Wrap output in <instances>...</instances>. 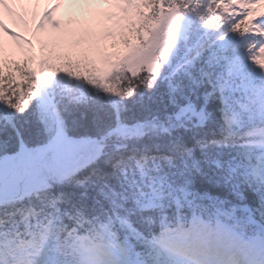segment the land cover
I'll use <instances>...</instances> for the list:
<instances>
[{"label": "snow or ice", "instance_id": "obj_1", "mask_svg": "<svg viewBox=\"0 0 264 264\" xmlns=\"http://www.w3.org/2000/svg\"><path fill=\"white\" fill-rule=\"evenodd\" d=\"M0 264H264V0H0Z\"/></svg>", "mask_w": 264, "mask_h": 264}, {"label": "trees", "instance_id": "obj_2", "mask_svg": "<svg viewBox=\"0 0 264 264\" xmlns=\"http://www.w3.org/2000/svg\"><path fill=\"white\" fill-rule=\"evenodd\" d=\"M65 29H53L51 31H49L47 34H57V33H61L64 32ZM26 47V46H25ZM92 95L94 96H98V94L96 93H92ZM99 100L104 102L105 104L108 103L107 99L103 96H98ZM134 101L133 100H129L127 101V103L129 105H131ZM102 116V113L98 114L92 110H86V109H80L78 111H74L69 117V121H76L78 123H82V124H88L90 123L92 120L96 119L97 117Z\"/></svg>", "mask_w": 264, "mask_h": 264}, {"label": "rangeland", "instance_id": "obj_3", "mask_svg": "<svg viewBox=\"0 0 264 264\" xmlns=\"http://www.w3.org/2000/svg\"><path fill=\"white\" fill-rule=\"evenodd\" d=\"M79 17H80V18H79V21L85 19L83 12H80V13H79ZM7 20H8V19L6 18V22H7ZM8 26H9V27H13V25H12L11 23H9ZM15 28H16V27H15ZM15 28H13L14 31H15ZM3 41H4V45H5L6 53H7L9 50L14 51V52H15V55L19 53V50L16 49V48L14 47L13 42L10 41L7 37H3Z\"/></svg>", "mask_w": 264, "mask_h": 264}, {"label": "bare ground", "instance_id": "obj_4", "mask_svg": "<svg viewBox=\"0 0 264 264\" xmlns=\"http://www.w3.org/2000/svg\"><path fill=\"white\" fill-rule=\"evenodd\" d=\"M61 8H63V10L65 11V13L67 14H71L72 10H74V5H70V4H64V5H58L57 4V11Z\"/></svg>", "mask_w": 264, "mask_h": 264}]
</instances>
